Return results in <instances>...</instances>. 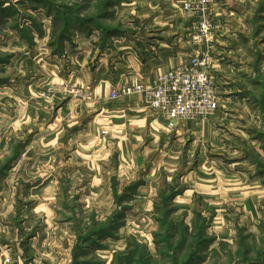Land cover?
Masks as SVG:
<instances>
[{"label":"crops","instance_id":"crops-1","mask_svg":"<svg viewBox=\"0 0 264 264\" xmlns=\"http://www.w3.org/2000/svg\"><path fill=\"white\" fill-rule=\"evenodd\" d=\"M183 1L132 0L133 12L138 14L136 32L111 36L110 43L99 46L94 61L87 52H92L99 38L92 34L85 39L87 52L83 60L68 67V79L91 94L84 99L52 101L50 122L38 134L47 138L46 143L52 141L51 147L41 161L33 163L35 172L30 178L34 180H25L35 186L24 194L25 204L27 199L33 201L30 215L42 218V224L33 226L34 234L26 241L22 240L25 221L15 230L12 225L0 226L4 234L0 257L11 258L12 264H85L92 250L99 256L113 243L123 246L113 236L130 231V225L141 218L150 221L161 194L171 188L175 217L219 216L223 209L233 212L237 202L245 206L246 201L264 197V189L256 185L259 179L246 173L239 176L231 168L235 163L220 165L222 158H204L223 139L215 123L219 113L209 120L180 122L170 130L158 112L145 106L141 95L111 98L113 90L127 85H154L160 75L199 53L213 59L215 78L226 67L230 72L242 67L240 71L250 73L255 52L245 32L252 29L256 0H218L217 10L223 16L216 21L215 41L203 48L190 42L191 26L181 10ZM225 16L229 21L218 34ZM241 36L244 48L239 47ZM216 47L222 53L217 56L229 59L231 65L210 54ZM233 99L226 98L231 104ZM44 114L47 117L48 112ZM20 212L28 214L27 209ZM92 221L101 225L110 221L111 226L92 235ZM76 247L83 259L73 263ZM28 257L33 263H27Z\"/></svg>","mask_w":264,"mask_h":264},{"label":"rangeland","instance_id":"rangeland-1","mask_svg":"<svg viewBox=\"0 0 264 264\" xmlns=\"http://www.w3.org/2000/svg\"><path fill=\"white\" fill-rule=\"evenodd\" d=\"M253 6L252 29L245 32L255 52L251 71L243 73L240 67L230 72L226 67L216 74L220 116L215 123L223 139L204 158H222L220 165L235 163L232 170L239 176L246 173L258 178L256 185L264 189V0L253 1ZM217 13L213 41L216 21L223 16ZM227 21L226 16L221 19L218 34ZM137 22L132 0H0V226L12 225L15 230L25 221L23 241L34 234L33 226L38 228L43 221L31 217L33 201L27 199L25 204L24 194L35 187L25 183L34 180L30 178L35 172L33 163L41 161L52 144L38 136L50 122L51 103L74 97L73 88L91 94L69 82L68 67L83 60L87 52L83 45L90 35L99 38L92 52H87L93 60L99 46L110 43L111 36L136 32ZM240 39L239 47H246L242 36ZM220 44L227 46L226 42ZM211 51L220 63L232 64L217 56L222 54L218 47ZM227 97H233L234 104ZM167 192L161 194L150 221L141 218L130 225V231L113 236V241L122 240L123 246L113 243V248L102 249L99 256L92 250L85 264H264V197L246 201L245 206L237 202L233 212L223 209L219 216L189 218L172 216L174 207L167 200L175 193L172 188ZM22 209L28 214L21 215ZM110 226V221L104 225L92 221V235ZM13 234L11 231V239ZM0 236L3 241L4 234ZM80 252L76 247L73 263L83 259ZM27 259L33 263L32 258Z\"/></svg>","mask_w":264,"mask_h":264},{"label":"built area","instance_id":"built-area-1","mask_svg":"<svg viewBox=\"0 0 264 264\" xmlns=\"http://www.w3.org/2000/svg\"><path fill=\"white\" fill-rule=\"evenodd\" d=\"M218 0H184L181 10L191 26L190 42L202 48L210 42L213 19L217 13ZM218 14V13H217ZM214 63L208 53L193 55L186 63L160 75L156 83L146 86L142 83L115 89L111 98L141 95L145 106L158 112L170 130L180 122L209 120L219 110L218 84L213 74ZM74 97L84 99L75 88ZM0 264H12L9 257H0Z\"/></svg>","mask_w":264,"mask_h":264},{"label":"trees","instance_id":"trees-1","mask_svg":"<svg viewBox=\"0 0 264 264\" xmlns=\"http://www.w3.org/2000/svg\"><path fill=\"white\" fill-rule=\"evenodd\" d=\"M175 193V192H174ZM174 196V194H172V196H170V198H168V200L167 201H169L170 202V200H171V198ZM263 263V262H262ZM262 263H252V264H262Z\"/></svg>","mask_w":264,"mask_h":264}]
</instances>
